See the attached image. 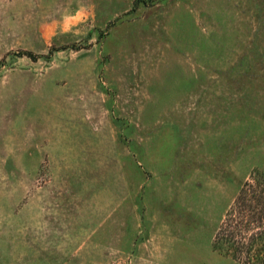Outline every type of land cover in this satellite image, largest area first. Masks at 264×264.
<instances>
[{"label":"rangeland","instance_id":"obj_1","mask_svg":"<svg viewBox=\"0 0 264 264\" xmlns=\"http://www.w3.org/2000/svg\"><path fill=\"white\" fill-rule=\"evenodd\" d=\"M264 176V0H0V264H240Z\"/></svg>","mask_w":264,"mask_h":264},{"label":"trees","instance_id":"obj_2","mask_svg":"<svg viewBox=\"0 0 264 264\" xmlns=\"http://www.w3.org/2000/svg\"><path fill=\"white\" fill-rule=\"evenodd\" d=\"M213 248L240 264H264V176L243 185Z\"/></svg>","mask_w":264,"mask_h":264}]
</instances>
